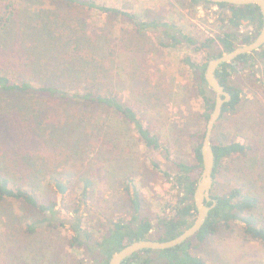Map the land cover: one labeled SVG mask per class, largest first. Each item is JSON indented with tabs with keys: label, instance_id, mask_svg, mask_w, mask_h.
Listing matches in <instances>:
<instances>
[{
	"label": "rangeland",
	"instance_id": "1",
	"mask_svg": "<svg viewBox=\"0 0 264 264\" xmlns=\"http://www.w3.org/2000/svg\"><path fill=\"white\" fill-rule=\"evenodd\" d=\"M101 1L106 7L130 12L137 17L145 8L149 14L161 11L170 24L174 22L177 28L190 32L198 43L207 36L215 38L221 24L214 4H202L192 9L187 0ZM17 2L21 7L20 14L26 17L28 1ZM102 28L110 32L108 39L115 44L117 58L126 65V71L122 70L121 64L117 78L110 79L112 86L120 90L122 99L133 108L142 124L158 136L159 147L147 149L141 141L133 138L128 143L130 151L127 154L114 155V151L108 152L103 140L95 135L100 132L98 129L93 131L83 123V138L80 140L77 133L70 135L68 131L74 123H67L68 129L63 132L59 126L66 113L63 115L61 105L55 99L4 93L0 97V168L7 171L15 184L31 186L39 199L53 200L55 213L51 214L52 221H42L43 213L24 202H15L19 205L11 207V201H0V264H90L88 250L69 246L70 226L75 217H80L82 228L88 232L92 229L91 237L98 238L109 222L118 217H129L125 187L133 192L130 178H134L139 188L145 212L153 218L171 213L170 206L176 198L171 180L175 162L192 160L188 136L204 128L199 119L202 100L190 88L189 67L184 64L185 56L191 55L199 60L201 55L193 54L192 46L185 42L174 47L159 46V30L138 32L125 14L91 10L88 31ZM114 28L117 33L113 36ZM252 29L250 24L241 28L242 31ZM8 47L6 50L0 48V58H13L8 73L29 76L28 67L24 66L25 56L21 53L25 45L12 42ZM218 47L215 41L207 50L213 52ZM137 48L140 51L136 56L134 50ZM135 73L146 79V90L142 94L130 77ZM263 79L264 61L260 60L253 70L246 68L234 78L242 88L240 103L216 121L211 134L212 144L239 142L246 147L244 154L233 153L218 165L211 193L239 187L256 196L259 205L255 212L262 224ZM133 132L129 130V134ZM99 159L101 162L97 163ZM165 171L171 176L165 175ZM84 177L92 181L85 191L81 180ZM56 182L65 186L64 193L56 189ZM29 224H32L33 232L26 231ZM238 226L213 234L200 247L199 255L216 264H264V245L244 237ZM152 264L163 262L154 261Z\"/></svg>",
	"mask_w": 264,
	"mask_h": 264
},
{
	"label": "trees",
	"instance_id": "2",
	"mask_svg": "<svg viewBox=\"0 0 264 264\" xmlns=\"http://www.w3.org/2000/svg\"><path fill=\"white\" fill-rule=\"evenodd\" d=\"M27 1L28 14L22 17L19 2L0 0V48L6 50L12 42L25 45L21 53L25 56L24 66L28 67L30 73L27 77L13 76L7 71L9 65L14 63L13 58L9 60L1 56L0 97L7 93L30 98L55 99L61 105L63 115L66 113L64 120L59 123L63 132L68 129L65 126L67 123H74L75 125L68 131L70 135L77 133L80 140L83 138V123L92 130L98 129L100 132L95 135L100 137V141L103 140V146L108 152L113 150L114 155L118 156H122V152L127 154L130 151L128 143L130 144L134 139L141 141L147 149L158 148L159 141L158 136L148 126L142 124L133 108L122 99L120 90H115L112 86L110 79L117 78L121 72V64L122 70L126 71V65L117 58L115 44L110 43L108 39L109 31L106 32L104 28L99 31H88V14L91 10L109 12L112 15L125 14L131 19L134 29L138 32L144 33L146 29L159 30V46L174 47L185 42L192 46L193 54L201 55L199 60L191 55L185 56L184 64L189 67L190 88L202 100L199 119L204 123V128L214 104L213 92L204 78L207 61L230 51L236 45L250 42L256 37L261 26V13L254 3L233 5L224 2L187 0V5L192 9L202 4H214L218 8L217 14L221 22L218 33L215 38L207 36L198 43L190 32L177 28L174 22L170 24L165 14L157 10L149 14L146 13L145 8L137 17L130 12L106 7L101 0ZM249 24L253 26L252 30H241L243 26ZM116 33L117 30L112 29V35ZM215 41L219 47L209 52L207 49ZM137 51L140 49L134 50L136 56ZM46 54L47 56L44 57ZM259 60L264 61V45L254 52L243 53L228 62L221 63L215 70L216 78L231 94V100L222 106L220 117L232 111L240 103L242 88L234 78L246 68L253 70ZM137 75L135 73L130 77L137 83L136 88L142 94L146 90V79ZM17 109L20 111L18 106ZM65 109H69L68 112ZM204 128L188 136V144L193 154L192 160L175 162L172 176L169 172H164L165 175L171 176L172 186L176 190V198L170 206L169 215H156L153 218L145 212L139 188L134 178H130L133 192L130 193L128 186L125 187L130 208L129 217H118L117 220L109 222L98 238H92L93 230L88 232L83 229L81 218L75 217V221L70 226L69 246L84 247L88 250L92 261L90 264H108L114 252L133 240L143 238L168 240L189 227L197 215L193 192L202 168L200 145ZM129 130H134V134H129ZM78 140L75 141V146ZM101 149L104 151L103 148ZM212 149L215 159L214 179L222 160L233 153L244 154L246 147L239 142H222L212 144ZM100 162V159L97 160V163ZM153 165L157 167L155 163ZM81 180L84 181L83 191L92 185L89 177ZM211 197L216 203L208 211L203 225L194 236L171 248L138 250L124 259L121 264H152L154 261H161L163 264H216L206 261L199 255L200 247L219 230L234 225H239L244 237L264 245V224L255 212L259 205L256 196L234 187L225 192L211 193ZM2 200L11 201L13 204L10 206L19 205L14 204L15 202H24L43 213L42 221L53 220L51 215L55 213L53 200L39 199L31 186L15 184L7 171L0 168V201ZM207 204H211V201ZM60 224L63 222L61 221ZM25 229L27 232L34 230L32 224Z\"/></svg>",
	"mask_w": 264,
	"mask_h": 264
},
{
	"label": "water",
	"instance_id": "3",
	"mask_svg": "<svg viewBox=\"0 0 264 264\" xmlns=\"http://www.w3.org/2000/svg\"><path fill=\"white\" fill-rule=\"evenodd\" d=\"M211 3H228L233 5H243L254 3L259 7L261 13V26L256 37L248 43L236 45L230 51L221 53L217 57L210 58L207 61L204 78L206 80L207 86L213 92V107L209 112L208 119L205 123L204 133L200 145V155L202 168L201 172L197 178L195 189L193 192V201L196 207V218L193 223L185 228L177 236L168 240H154L149 238H143L138 240H133L132 242L126 244L118 251L114 252L108 260V264H121L124 259L129 257L132 253L149 248L153 250L167 249L174 247L187 239L195 235V233L203 225L208 211L215 205L216 201L211 197V188L213 184V169L215 164L211 134L216 121L221 115L222 106L224 103L231 100V94L227 91L224 86L219 82L215 76V70L223 62H228L234 59L236 56L254 52L264 45V0H205ZM56 189L60 193H64L65 186L60 182L55 183ZM211 201V204H207Z\"/></svg>",
	"mask_w": 264,
	"mask_h": 264
}]
</instances>
